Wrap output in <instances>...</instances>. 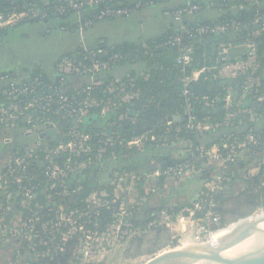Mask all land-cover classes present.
<instances>
[{"label": "built area", "instance_id": "1", "mask_svg": "<svg viewBox=\"0 0 264 264\" xmlns=\"http://www.w3.org/2000/svg\"><path fill=\"white\" fill-rule=\"evenodd\" d=\"M17 1L0 0V35L20 23L46 22L72 14L76 17V29L81 37V54L58 60L53 71L57 84L45 82L41 75L22 80L16 74H0V143L9 146L0 167V243L11 241L16 244V255L25 257L23 264H32L38 258L63 252L68 241L77 239L73 250L75 261L71 264H78V261L83 264L85 257L95 250L97 256L93 254L88 258L91 263L106 249L119 246L125 236L143 234L131 221L135 207L130 208L126 195L119 193L122 175L113 171L111 185L116 187V191L112 195L94 192L91 203L82 212L58 204V198L77 195L85 186L86 176L102 170L105 155H109L112 161L125 162L129 153H118L117 147L124 146L129 151L141 148L147 135L162 147L178 144L182 129L167 127L159 136L152 131L121 140L113 123L101 131L97 149L92 150L85 129L91 111L99 108L100 115L116 111L121 105L138 100L140 91L130 77L126 81L116 77L103 80L102 76L106 77L118 68L122 57L119 54L105 57L104 48L88 49L83 38L85 31L100 22L131 18L145 9L165 5L162 14L171 20L176 32L167 37L162 47H170L177 52L175 65L181 74L178 79L179 95L184 101L187 119L182 128L193 135L222 127L237 130L244 123L259 122L260 116L251 106L249 98L252 97L255 103H264V79L258 74L261 64L256 42L264 32V14L260 11L264 0H246L250 7L255 8L252 19L247 23L228 20L192 26L187 22L194 20L202 10L198 0H180V5L174 8L166 6L171 0ZM6 3L11 6L4 8ZM218 36H226L228 41L219 43L216 62L194 68V45L208 37ZM70 78H88L90 83L73 92H66L64 86L68 85ZM201 78L238 81L240 84L237 96L233 94V88L227 86L223 88L225 94L220 100L207 96L199 100L208 108L214 107L217 102L222 103L224 117L221 123L213 124L208 119L198 120L194 116L190 106L192 84ZM98 88L104 99L93 95V90ZM260 90L263 91L261 94ZM126 120H129L127 115L118 118L119 122ZM49 130L55 132L53 137L44 135ZM171 133L174 134L172 140L168 137ZM21 137L29 140L20 143L17 139ZM258 139V134L250 131L243 138L236 135L227 137L219 148L194 151L187 143L179 161L156 168L153 177L178 181L185 173L197 172L203 162L214 161L219 164L218 173L204 185L203 190L211 194L219 193L236 154L241 153L245 157L259 154L255 151ZM249 172L245 170L243 177L250 178ZM143 203L144 199H141L137 205L140 207ZM104 207L112 210V220L104 231L99 232L100 209ZM216 207L212 197L201 193L190 208L172 216L177 223L188 221L195 227L194 245L211 244L213 236L225 228L214 211ZM19 209L21 220L15 225L12 215ZM44 213L47 215L44 216ZM161 218L163 224L168 219L167 215ZM152 226V223L147 225L148 228ZM38 246L45 249L41 254L37 251Z\"/></svg>", "mask_w": 264, "mask_h": 264}, {"label": "trees", "instance_id": "2", "mask_svg": "<svg viewBox=\"0 0 264 264\" xmlns=\"http://www.w3.org/2000/svg\"><path fill=\"white\" fill-rule=\"evenodd\" d=\"M18 0L17 2H19ZM16 4L15 1H12ZM202 10L200 14L194 20H189L188 25L192 26L194 24H215L228 20H235L242 23L249 22L255 11V8L250 7L246 0H216L215 3L209 6L206 3L198 0L197 1ZM10 3L3 5L4 8L10 7ZM205 11H212L211 18L204 17ZM260 11L264 14V5L260 7ZM217 13V14H216ZM58 23V28L62 32H77L76 24L77 20L75 15H68L63 17H56L49 19L46 22H24V24H42V23ZM16 26V27H18ZM13 27V28H16ZM7 30L3 31L0 35V45L4 42V35ZM176 32L175 26H170L159 38L147 41L144 43H129L125 41L114 47H105L104 50L106 55L119 54L122 57V61L118 65V68H123L125 70V75L122 77L124 81L127 80V77L133 78L135 87L140 91V97L137 100L136 107L134 110H139V122H142L147 117L158 116L159 114L164 116V119L167 117L175 119L176 123L169 124H160L156 126L153 131L155 135L159 136L160 133L164 131L165 128H176L181 127L182 131L179 134L181 140L184 141V145L180 146V150L184 149V146L189 143L193 150L200 149L204 147L205 149L210 148L213 144H218L223 142L227 137H233L234 135L243 138L250 131L257 133L259 136L258 145L255 148V151L260 153L264 150V103H255L252 97L249 98L251 106L254 107L256 113L260 116L259 125L244 123L242 126L238 127L237 130H234L233 127H226L213 130L211 133L205 134L204 136L193 135L189 132H186L183 128L186 124V114L184 111V101L179 95L178 88V79L181 77V74L175 65V59L177 57V52L175 49L170 47H162V44L165 42L168 36ZM228 41L226 36L218 37H208L200 44L194 45V68H201L205 65L214 64L217 59V51L219 43H225ZM257 42V55L260 59L261 68L259 71V76L264 79V32L256 39ZM81 54L80 47L75 55H63L56 59L51 65L43 66L34 64L26 69V72L29 73V78L22 79L28 80L36 75H41L42 79L50 84H57V77L54 75V67L58 60L64 56H76L79 57ZM135 66L136 69H129V65ZM117 68V69H118ZM2 74V73H0ZM3 74H16L14 72H3ZM17 75V74H16ZM114 75V72L108 76H104L103 80H109ZM147 76V77H146ZM71 79V78H70ZM70 79L67 80L68 85L64 86L66 92H73L74 88L69 84ZM229 85H233L234 88L239 90V85L237 81H210L204 78L196 81L192 84L193 97L190 101V106L194 112V116L198 120L208 119L211 123L221 122L224 113L221 110L222 103L217 102L214 107L208 108L204 107L199 101L201 97L207 96L210 99H221L223 97V88ZM239 92V91H238ZM263 91L260 90L259 94ZM93 95L97 99H104V95L100 93V89H94ZM124 105L118 107L116 111H113L107 119L110 124L116 122L117 115L125 112ZM99 108H94L89 116L86 125V132L90 137V143L92 150L95 151L98 146V141L101 139L99 134L105 128L109 126H103L104 121L100 118ZM130 118V117H129ZM113 122V123H112ZM128 121H122L120 124L114 125V130L117 135L120 136L121 140H126L131 135V128L127 126ZM183 127V128H182ZM46 137H53V135L44 134ZM167 137V136H166ZM170 140L173 139L174 134H169ZM169 140V141H170ZM231 140V139H230ZM228 141L230 144L231 141ZM54 143H52L53 145ZM17 146H15L16 148ZM169 148V147H168ZM118 153L126 154L131 151L127 150L124 146L117 147ZM171 152V149H167V153ZM106 157V155H105ZM181 158V157H180ZM164 167L170 164H173L177 160L172 159H163ZM247 164H242L239 168L232 169V165L229 167V171L225 175L224 181L222 183L223 187L230 186L231 190L235 188L234 181L236 179L244 180V189L238 190L231 194L230 197L226 198L227 189L223 192L211 194L206 190L202 189V194H208L212 197V200L217 205L214 211L221 218V225L226 224V216L234 215L235 218L241 219L246 217L249 213L253 212L256 209H264V167L260 169L257 175L251 178H244L243 174ZM200 171L198 167L197 172ZM95 174V173H94ZM233 175V176H232ZM87 178V176H86ZM212 180H210L211 182ZM90 194V188L88 184L85 183V186L79 193L71 198L61 197L58 198L59 203L62 204L65 208L70 210H77L82 212L86 209L85 199ZM109 195H112V192H109ZM40 200V199H39ZM26 215V213H24ZM112 210L110 208H101L100 209V224L98 231L102 232L105 230L106 226L111 222ZM140 213L134 211L132 217V223L135 226H145L147 221H144ZM47 215L44 213V216ZM77 245V239L68 241L65 244L63 252L51 253L49 257L38 258L37 262L32 264H71L75 261L73 250ZM45 249L41 246L37 247V251L41 254Z\"/></svg>", "mask_w": 264, "mask_h": 264}, {"label": "crops", "instance_id": "3", "mask_svg": "<svg viewBox=\"0 0 264 264\" xmlns=\"http://www.w3.org/2000/svg\"><path fill=\"white\" fill-rule=\"evenodd\" d=\"M177 5H180V0H171L169 3H166V6H170L171 8H174ZM163 7H165V5H158L145 9L139 14L131 17V20H139V22H142L146 18L150 17L156 8L160 9L162 13ZM204 17L211 18L213 16L212 14H204ZM164 18H166V22L163 23V26L159 27V31L153 33V35L144 34L131 38L130 41L140 44L159 38L166 30H168L170 26H172L171 20L167 17ZM116 20L100 22L87 29L83 35L86 47L94 50L97 48L114 47V45H119L125 41H129L126 40V36L116 42H111L104 36H101L100 32L103 29H106L104 25L108 22H114ZM121 20L126 19L121 18ZM58 25L59 24L55 22L24 24L16 28L7 29L4 35V42L0 45V55L7 56L9 53H15L16 58L13 60L8 58L3 60L0 58V63L2 62V65H0V73L12 71L16 73L20 79H27L30 74L26 72V69H29L30 66L34 64L49 66L63 55H75L79 50L80 45V43H76V37L78 35L79 42L81 37L77 32L60 31ZM19 36H23V39L17 38ZM48 37H51L48 42L52 43L49 49H51V52L53 53L50 52L48 57L45 56L42 59L43 62H39V60L35 59L36 55H38L37 43L43 38ZM61 46H63L62 50L60 49ZM129 69H136V67L130 64ZM124 75L125 70L120 67L114 71L113 77L122 78ZM102 77L105 78L104 76ZM88 83H90V79L88 78L70 79L69 82L71 86L75 87L74 90ZM237 84H239L238 81ZM228 87L233 88L232 92L234 95L237 96L239 94L238 90L236 92L233 85H229ZM224 94L225 90H223V96ZM136 103L137 100H133L129 104H123L125 112L118 114L116 122H114L116 124H120L122 121L119 122L118 118L122 115H127L128 118L130 117L129 120H126L128 121L127 126L131 128V135L128 139L140 137L149 132L153 133V129L160 124H169L173 123V121L176 123L175 119L169 117L164 119V116L160 114L158 116H154L153 118L147 117L142 122H139V110H134ZM221 110L224 113L223 107H221ZM110 114H112V112L100 115V118L104 121L103 126L107 127L112 125L107 121ZM249 124L250 123H248V125ZM259 124L260 122L256 123V125ZM211 132L212 131L202 132L199 136H204L205 134ZM149 136L150 135H147L145 137L141 148L135 147L131 150L129 153L130 156L125 162L118 163L116 161H112L109 159V155H106V162L104 163L102 170L100 172H94L95 174L91 172L87 175L85 183L88 184V187L90 188V194L85 199V204L87 206V204L91 203L92 194L94 192L105 193L108 195L111 191L113 194V192L116 191V187L111 185V180H113L112 172H120L119 174L122 175L123 179L119 182V193L122 192L123 195H126L125 197L127 198L129 207H135L134 211L136 213L138 211L141 218L144 221H147L146 225H149L150 223H157L159 216L161 217L167 215L168 219L164 221V226L169 237L165 241L164 245H166V247H172L173 249L177 247L193 246V237L196 231L195 227L188 221L177 223L174 220L175 216L172 215H178L181 210L191 207L193 202L201 194L204 185L208 184L210 180L217 175L219 164L214 161H205L200 165V171L195 173H185L178 181L153 177V172L156 168H164L163 159L177 160L182 157L183 150H180V146L184 145V141L180 140L178 144L162 147L151 141ZM39 137L42 138L43 136L39 135ZM221 143L222 142L220 141L219 145L213 144L210 148H219ZM0 144L3 147V150L0 151L1 167L4 159V152L6 154L9 150V146H6L4 143ZM168 147L171 149V152L169 153H167V149H169ZM242 164H247L245 169L246 171L250 170V178L257 175L260 169L264 167V150H262L257 156L245 157L241 153L236 154L234 161L231 164L232 169L237 170ZM242 179H236L234 181L235 188L232 190L230 186L227 188L223 187V192L227 189V191H225L227 192L226 196L233 194L238 190L244 189V180ZM173 193H175V195H173ZM141 199H144V203L139 207L137 204ZM12 216L13 224L18 225L21 220V210L19 209L18 212ZM0 222H2L1 219ZM119 246L115 249L105 251L101 256L95 258L93 263L128 264V261L130 260H126V257L124 256V254L128 252L126 251V246L121 248H119ZM16 251L17 245L11 241L0 243V264H23L25 257L17 256ZM148 253H153V251L149 250ZM129 264H132V262Z\"/></svg>", "mask_w": 264, "mask_h": 264}, {"label": "rangeland", "instance_id": "4", "mask_svg": "<svg viewBox=\"0 0 264 264\" xmlns=\"http://www.w3.org/2000/svg\"><path fill=\"white\" fill-rule=\"evenodd\" d=\"M202 2L206 3L207 5L211 6L214 4L216 0H201ZM204 14H212V11H205ZM217 14V13H216ZM166 22V18H164L163 14L161 13L160 9L154 10L153 14L143 20L142 22H139V20H131V18H128L126 20H116L114 22H108L104 27L106 29H103L100 34L101 36H104L107 40L111 42H116L122 37L124 38L125 36L129 39L126 38V40H129V43H135L130 41L131 38H135L137 36H141L144 34L148 35H153V33L159 31V27L163 26V23ZM162 34V33H161ZM52 37V36H51ZM43 38L45 40H40L38 44V51L35 59L39 60V62H43V58L45 56L48 57V55L51 52V49H49L52 45V43H49L48 40L51 38ZM17 38L23 39V36H19ZM76 43L79 44V37L77 35L76 37ZM71 40V39H70ZM50 41V40H49ZM55 42V41H54ZM57 43V42H55ZM75 44V41H74ZM117 46V45H114ZM15 48V47H13ZM17 48V47H16ZM63 46H61L62 50ZM59 49V50H60ZM43 52V53H42ZM53 53V52H51ZM20 55V54H19ZM22 57V56H21ZM19 57V58H21ZM1 59H10L13 60L16 58L15 53H9L7 56H1ZM32 60V58H31ZM2 63V62H1ZM0 63V65H2ZM29 140V138L21 137L18 139V142L20 143H26ZM3 150L2 145L0 144V151ZM4 157H5V152H4ZM3 157V158H4ZM175 195V193H173ZM230 195L226 196V198L230 197ZM264 213L263 208H259L254 210L253 212L249 213L246 217L237 219L235 216L232 215H227L225 220V228L228 229L232 225L236 224L237 222L243 220V219H251L255 216H259ZM160 223V224H159ZM140 229L143 234L141 233L140 235L136 236H125L122 240V243L120 244L119 248L126 246L125 248L128 251L124 256L126 257V260L128 261V264L132 262V264H145L149 261H151L153 258L159 256L162 253H166L167 251L173 249L172 247H166L165 241L169 237L167 234V231L165 230V226L162 223V218L159 216V219L157 223H154L152 227L148 228L147 225L141 227V226H134ZM226 231L223 232L222 234L219 235V239L224 237L226 235ZM116 248V247H115ZM113 248V249H115ZM118 248V249H119ZM108 250V249H106ZM149 250H152L153 253H148ZM95 250L92 251V254H89V256L85 257L84 263L83 264H91L93 262H89L90 259L89 257L97 256V253H94ZM143 255H142V254ZM81 259V257H79ZM78 261V260H77ZM78 264L81 263V261L77 262ZM94 264V263H93Z\"/></svg>", "mask_w": 264, "mask_h": 264}, {"label": "water", "instance_id": "5", "mask_svg": "<svg viewBox=\"0 0 264 264\" xmlns=\"http://www.w3.org/2000/svg\"><path fill=\"white\" fill-rule=\"evenodd\" d=\"M49 135L54 131H47ZM43 136V135H42ZM243 219L232 225V229L216 246L211 244L177 247L162 253L145 264H223L226 253L240 245L254 242L258 247L257 252L234 264H264V235L259 233L260 226L264 223L261 219Z\"/></svg>", "mask_w": 264, "mask_h": 264}, {"label": "bare ground", "instance_id": "6", "mask_svg": "<svg viewBox=\"0 0 264 264\" xmlns=\"http://www.w3.org/2000/svg\"><path fill=\"white\" fill-rule=\"evenodd\" d=\"M263 215H264V213L259 215V216H255V218L261 219L263 217ZM253 219H254V217L251 218V220H253ZM249 221H250V219L247 220V222H249ZM232 227L233 226H231L230 228L228 227V229H223V230L219 231L217 234H215L213 236V238L211 239V241H210L211 245L216 246L217 243L221 239H223V237L219 239V235L222 234L225 231L228 233L229 229L231 230ZM227 233H226V235H227ZM259 233L264 235V223L260 226ZM226 235H224V237ZM257 247L258 246L256 244H254V242L253 243L252 242H248V243L240 245V246H238V247H236L234 249H231V250H229L226 253V255L224 257L225 259H224L223 264H234V263L242 260V259L248 257L249 255H251V253L257 252V250H258Z\"/></svg>", "mask_w": 264, "mask_h": 264}]
</instances>
